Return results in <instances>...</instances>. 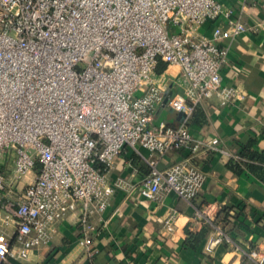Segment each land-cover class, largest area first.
Wrapping results in <instances>:
<instances>
[{"label":"built area","instance_id":"2783aa9c","mask_svg":"<svg viewBox=\"0 0 264 264\" xmlns=\"http://www.w3.org/2000/svg\"><path fill=\"white\" fill-rule=\"evenodd\" d=\"M206 22L209 35L200 32ZM170 25L177 31L170 33ZM251 29L219 0H0V164L14 151L12 181L38 164L22 195L3 206L15 234L12 246L0 237V264L45 243L49 228L77 203V243L91 253L96 227L90 217L107 203L113 187L106 175L127 146L150 153L140 196L157 201L173 192L191 201L204 180L191 157L202 146L216 148L218 139L194 140L186 117L201 98L239 97L223 85L228 46L222 41ZM159 61L178 72L157 74ZM169 83L183 93L167 104L185 117L176 126L153 124ZM180 148L190 155L158 168V157ZM5 186L0 171V193ZM176 219V211L166 213L165 232H173ZM222 242L240 249L216 226L203 251ZM244 253L264 264L263 249Z\"/></svg>","mask_w":264,"mask_h":264},{"label":"crops","instance_id":"0c3cea01","mask_svg":"<svg viewBox=\"0 0 264 264\" xmlns=\"http://www.w3.org/2000/svg\"><path fill=\"white\" fill-rule=\"evenodd\" d=\"M219 1L253 29L236 40L222 41L228 46L223 85L233 88L239 97L229 101L215 96L201 98L186 117L194 140L218 139L216 148L202 146L191 157L204 174L197 195L191 201L173 192L163 193L157 201L140 196L138 183L148 172L146 158L150 153L127 146L114 158L106 175L107 184L113 187L107 203L90 217L96 227L91 253L77 243V222L82 211L77 203L49 228L45 243L29 250L25 258H11L4 264H253L244 250L254 246L264 250V178L248 171L236 174L226 163L229 158L240 159L238 152L249 139L254 140L252 148L264 150V0ZM211 27L206 22L200 32L209 35ZM165 70L173 75L178 72V68ZM176 93H183L182 88L169 83L154 107L153 124L181 123L185 115L167 104ZM195 107L198 115L193 119ZM189 155V148L168 152L157 158V166L166 168ZM14 159L11 150L0 164L6 177L0 193V237L9 246L14 241L15 222L3 206L17 200L38 172L36 163L29 174L12 181ZM171 210L176 211L177 219L173 232L168 234L162 219ZM196 210L207 212V216L197 217ZM216 226L223 227L240 249L222 242L211 252H204L203 243Z\"/></svg>","mask_w":264,"mask_h":264},{"label":"trees","instance_id":"16d2710c","mask_svg":"<svg viewBox=\"0 0 264 264\" xmlns=\"http://www.w3.org/2000/svg\"><path fill=\"white\" fill-rule=\"evenodd\" d=\"M165 67L166 64L159 61L156 65L155 71L160 73L165 69ZM191 114L193 119L196 117V114L198 115L196 107L193 109ZM253 142V139H249L243 143L241 150L238 152L240 159L229 158L226 166L236 174L248 171L255 174L259 178H264V150H256L252 148ZM194 240L197 242L199 237ZM189 241L190 240H185V243H188Z\"/></svg>","mask_w":264,"mask_h":264},{"label":"rangeland","instance_id":"374dc122","mask_svg":"<svg viewBox=\"0 0 264 264\" xmlns=\"http://www.w3.org/2000/svg\"><path fill=\"white\" fill-rule=\"evenodd\" d=\"M177 31V26L176 25H170L169 26V32L172 33V32H176ZM174 70L177 68V67H173Z\"/></svg>","mask_w":264,"mask_h":264}]
</instances>
